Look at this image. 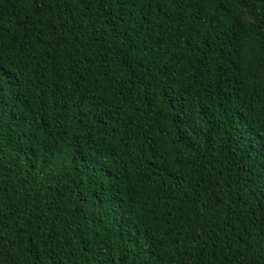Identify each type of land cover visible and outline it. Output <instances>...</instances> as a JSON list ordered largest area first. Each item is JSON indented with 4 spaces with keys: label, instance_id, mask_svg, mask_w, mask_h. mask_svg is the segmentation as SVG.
Returning <instances> with one entry per match:
<instances>
[{
    "label": "trees",
    "instance_id": "16d2710c",
    "mask_svg": "<svg viewBox=\"0 0 264 264\" xmlns=\"http://www.w3.org/2000/svg\"><path fill=\"white\" fill-rule=\"evenodd\" d=\"M0 264H264V0H0Z\"/></svg>",
    "mask_w": 264,
    "mask_h": 264
}]
</instances>
